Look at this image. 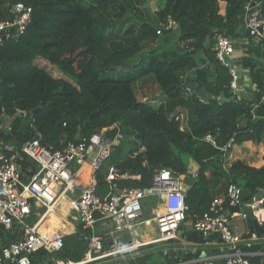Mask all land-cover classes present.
<instances>
[{"label": "trees", "instance_id": "trees-1", "mask_svg": "<svg viewBox=\"0 0 264 264\" xmlns=\"http://www.w3.org/2000/svg\"><path fill=\"white\" fill-rule=\"evenodd\" d=\"M121 1L0 0V20L12 18L10 9L15 3H23L32 11L23 33L0 45V124L4 116L10 126L4 144L22 145L38 134L42 145L61 150L68 142L95 131L105 129L108 137L119 131L123 139L97 172L100 196L109 189L104 173L110 165L140 175L139 179L117 181L113 187L146 188L159 169H168L175 177L189 175V158L198 166L195 181L185 192L186 219L193 222L208 210L215 197L226 193L230 184L239 183L242 190L257 193L264 187V166L254 168L238 161L225 169L220 151L204 140L210 134L217 147L231 138L234 145L264 142V66L251 59L243 62L255 85L251 101L234 97L216 107L221 93L226 99L233 95L229 68L216 60L212 50L214 36L239 37L235 25L252 0H163L153 15L155 23L160 33H166L171 19L176 24V42L183 47L170 59L164 53L152 52L132 69L141 68L157 85L161 91L158 107L137 99L136 73L130 77L104 75L139 55L144 40L159 37L158 30L139 21L137 15L133 19L139 25L140 37L132 44V39L110 43L109 35L99 30L97 23L108 11L121 6ZM259 4L264 16V0ZM201 51L214 75L198 70L196 56ZM190 70L195 75L192 82L204 86L211 95L207 103L189 94L191 80L186 72ZM141 148L140 155L132 158V153ZM18 163L26 178L35 172L28 157L22 155ZM64 203L62 199L60 205ZM149 226L156 229L149 222L137 226L135 232ZM89 235L78 226L75 233L63 238L62 250L54 254L37 252L31 256V264H44L50 255L57 263L80 262ZM192 254L190 251L183 260H191Z\"/></svg>", "mask_w": 264, "mask_h": 264}, {"label": "built area", "instance_id": "built-area-1", "mask_svg": "<svg viewBox=\"0 0 264 264\" xmlns=\"http://www.w3.org/2000/svg\"><path fill=\"white\" fill-rule=\"evenodd\" d=\"M31 12V8L23 3H15L11 7L12 18L0 20V45L5 39L18 37L23 33L30 21ZM244 18V26L249 30L248 35L263 43L264 48V16L261 14L259 0H252L245 5ZM175 27L176 24L169 19L165 30ZM234 49L233 39L222 34L214 36L212 50L221 65L227 67L225 59L233 54ZM229 73V86L234 91L238 84V74L231 68ZM262 99L264 100V95ZM1 119L3 122L0 124V140L4 132H10L6 118L1 116ZM122 139L119 131L113 137H108L103 129L91 133L88 137L68 142L61 150L42 145L38 134L22 145H0V231L12 232L17 237L10 243L0 242V264H31V256L37 252L54 254L62 250L63 238L45 237L39 222L50 207L52 211L56 208L60 198L65 199L73 192L77 224L82 230L89 231L90 235L83 259L78 263L68 261L61 264H99L111 259L133 257L148 245L177 239L179 226L185 221L188 210L186 191L182 188L179 178L173 176L168 169L154 171L149 187L116 188L112 186L113 183L139 179L140 175H130L110 165L104 173L105 181L109 183L108 192L104 196L98 195L97 172ZM204 140L216 147L222 156L234 145L231 138L225 145L217 147L210 134L206 135ZM142 150L143 148L135 150L132 158L140 155ZM22 155L28 157L37 169L27 176L25 181L22 180V170L18 163ZM44 175H48L59 185L50 196L48 194L52 189L41 192L38 187V181H41V185H46ZM51 181L48 179L49 183ZM242 191L237 185L230 184L226 193L222 197H215L208 210L198 216L192 224L193 230L203 239H208L216 233L223 244L224 254L198 257L181 264H252L251 259L254 257L264 259V253L252 251L255 241L259 238L257 234L247 233V238H243L230 227L231 217L237 214H226V211L239 204ZM253 195L255 196H251L246 206L252 210L253 219L264 232V187ZM149 199H159L165 204V208L161 212L157 211L152 221L143 219V202ZM35 206L44 207L45 212L39 220L28 225L25 220L31 217ZM240 215L246 218L245 214ZM149 222L155 224L158 239L148 243L140 242L135 238V228ZM106 224L111 228H107L103 234H98L96 228ZM122 233L128 234L131 239L120 238ZM262 239L264 242V234Z\"/></svg>", "mask_w": 264, "mask_h": 264}, {"label": "crops", "instance_id": "crops-1", "mask_svg": "<svg viewBox=\"0 0 264 264\" xmlns=\"http://www.w3.org/2000/svg\"><path fill=\"white\" fill-rule=\"evenodd\" d=\"M245 18L244 14L240 16L238 19V22L235 25V29L237 32L240 33L239 37L236 39H233L235 42V49L233 54L228 58L231 62V69L235 70L238 74V84L236 89L234 90L233 97H236L237 99H243L245 101H251L252 98L254 97L255 94V85L252 83L250 75H249V69L243 67V62L245 60L251 59L252 62L256 63L258 66H264V48H263V43H261L259 40L254 39L250 37L246 33V28L244 26ZM194 53V51H193ZM196 62H197V68H200L201 70L204 69L206 72H208V75H214L213 74V67L206 61L205 55L201 51L198 53L196 56ZM186 78L188 80H191V84L195 83L192 82L195 79L194 75V70H190L186 72ZM196 84V83H195ZM197 85V84H196ZM198 90L193 92L191 89L189 94L194 95L195 97H199L200 101H203L204 97L199 96V90L200 86H198ZM205 88V87H204ZM206 90V88H205ZM207 91V90H206ZM161 91L158 90L157 92V105L159 106L161 104V99H160ZM194 97V98H195ZM210 95V99H211ZM226 99V97L224 96ZM157 106V107H158ZM184 116V114H182ZM3 133V132H2ZM5 132L3 133L2 140H0V145L2 147H10L8 145H5L4 142L7 138L5 136ZM2 135V134H1ZM242 162L243 164L254 167V168H260L264 166V142H261L260 144H255L253 142H244L239 145H233L232 149L225 155L223 156V162H224V168L228 169L231 167V165L235 162ZM198 166L195 164L191 159L188 160V173L189 175H183V176H178L180 184L183 186L185 191H187L191 185L195 181V177L197 174ZM208 175V174H207ZM46 180V185L43 186L41 185V181H38V184L40 186L39 190L41 192L49 191L52 189L53 191L50 192L48 195L50 196L54 191L55 187H57V183L51 179L52 181L49 183L48 178L46 175H44V178ZM46 187V188H45ZM75 195V194H74ZM223 195L217 196V197H222ZM251 198V197H250ZM250 198L248 201L245 203L248 204L250 202ZM62 198H60L56 205V207L59 204V207H62L61 204ZM152 202H157V205L159 204V199L157 200H152ZM144 208V207H143ZM157 211L161 212L162 210L159 208ZM52 207H50L48 213L42 217V219L39 222V226L41 229L42 234L45 237L53 238L57 236L59 233H62V230L59 229L57 226L58 223L57 219L55 218L54 213L52 214ZM233 212L231 209H227L226 214H232ZM237 215H233L230 219V227L231 229L238 235L242 236L243 238H247V233H255L251 221L246 217L243 218L241 217L242 212H235ZM151 212H149L148 221H152V218L155 217L156 214L150 215ZM243 214V213H242ZM55 219L56 222L53 221L51 223V220ZM49 222L53 225H49ZM60 226L61 227H66L60 221ZM193 220L191 218L186 219L181 225L179 226L178 229V237L175 240H171L168 242H157L151 245H148L146 247H150L147 252L143 253L145 260L149 261L148 264H181L183 262H187L189 260H183V257L186 256L190 251L193 253L192 254V259H195V255L197 252L200 251L199 257L203 256H219L224 254L223 253V244L220 242L218 237H212L208 239H203L202 237L199 236V241L197 243L191 242L188 238V234L191 232H194L193 227ZM78 227V224H77ZM77 227H73L69 229V235H72V233H75L77 230ZM107 228H111L109 224L106 225H100L96 228V232L98 234H103L104 231ZM50 231V235L48 236L46 234V231ZM256 234V233H255ZM158 232L157 230L152 227H145L144 229H138L135 232V238L137 240L143 241V239H148V242H151L155 240L156 238L158 239ZM122 239H131L130 236L126 233H122L119 236ZM258 240L255 241L254 245H258L260 249H252L254 252H260L264 253V242L262 239L261 235H258ZM14 238H17L12 232H6V231H0V242L3 244L10 243L11 241L14 240ZM142 249H145L142 248ZM141 249V250H142ZM140 255V251L135 254L133 257H127V258H117V259H111L110 261H106L108 263L112 264H119L120 262H124V264H128L129 261H133V258L136 256ZM252 259H255L254 263L252 264H264L263 259L261 257H254ZM51 260V261H50ZM151 260V261H150ZM60 264L62 261H59V263L54 261V256L50 255L48 257V260L44 261V264ZM54 261V262H53ZM102 262V263H106ZM253 262V261H252ZM78 263V262H77ZM99 263V264H102ZM143 264H146L145 262ZM189 264V263H187Z\"/></svg>", "mask_w": 264, "mask_h": 264}, {"label": "rangeland", "instance_id": "rangeland-1", "mask_svg": "<svg viewBox=\"0 0 264 264\" xmlns=\"http://www.w3.org/2000/svg\"><path fill=\"white\" fill-rule=\"evenodd\" d=\"M135 0H122L121 6L113 9L112 11H108V13L104 14L102 20L97 23V28L102 30L106 35H109L110 43H118L127 41L128 39H132L131 44L137 40L140 36L139 33V25L134 22L133 17H139V21H143L155 27L156 31L159 32V27L155 23L154 13L160 8L163 4V0H139V3H135ZM132 8L133 11L129 9ZM155 23V24H154ZM175 28L171 31L167 30L165 33L159 32V37L156 40H144L142 42V49L139 55H137L131 61L122 65V68L117 69L114 73H106L104 75L112 76V77H122V76H132V73H136V79L134 81V90L136 93V97L139 101L149 102L154 107H157V92L158 87L152 81V79L142 73L141 68L139 70L132 71L133 67H137L139 63L143 61V58H147L150 54L161 52L166 54V58L170 59L171 54L174 51H177L183 44H179L176 42V36L174 34ZM100 64H97L96 68L100 71ZM184 117V116H183ZM189 160V158H188ZM34 166V165H33ZM35 171L37 170L34 166ZM48 179H52L48 175H46ZM22 180H26V176L24 172L21 173ZM58 185V184H57ZM236 185V184H235ZM238 187L241 186L237 183ZM59 186V185H58ZM69 194L65 197L64 204L62 207L58 206L52 211L55 215V218L60 221L66 227L57 226L62 230V233H59L57 236L65 238L69 235V229L73 227H77V216L76 211L73 207V201L75 199V195ZM143 208V219L147 220L150 215H154L157 212V209L163 210L165 208L164 202H152V200H145ZM45 212V208L42 206H35L32 209V215L28 219L25 220V223L28 225H32L34 222L39 220ZM52 213V214H53ZM56 222L55 219L51 220V223ZM49 222V225L53 226ZM57 223V222H56ZM50 231H46V234L49 236ZM73 234V233H72ZM51 236V235H50ZM150 247H145V249L140 250V255L133 258V261H129L128 264H146L149 261L145 260L144 254L148 251ZM51 261V260H50ZM151 261V260H150ZM54 262V261H53ZM50 263V262H49ZM102 264H107L102 263ZM112 264V263H108ZM119 264H124V262H120Z\"/></svg>", "mask_w": 264, "mask_h": 264}, {"label": "water", "instance_id": "water-1", "mask_svg": "<svg viewBox=\"0 0 264 264\" xmlns=\"http://www.w3.org/2000/svg\"><path fill=\"white\" fill-rule=\"evenodd\" d=\"M246 33L248 34L249 33V30L248 29H246ZM225 62H226V65H227V67L228 68H231V62H230V60L227 58V59H225ZM199 71L201 70V69H198ZM189 89L191 90H193V92L195 91H197L198 90V87H197V85L195 84V83H190L189 84ZM231 94L233 95V93H234V91L231 89ZM199 96H203L204 97V99H203V102H205V103H207L209 100H210V94L205 90V88H204V86H202L201 88H200V90H199ZM195 100H199V97H195L194 98ZM234 100V97L232 96V97H230L229 99H225L224 98V94L223 93H221L220 95H219V98H218V103H217V105H216V107L218 108L221 104H223V103H225V102H227V101H233ZM24 114L23 113H21V116H23ZM1 135V134H0ZM8 138V137H7ZM6 138V139H7ZM251 196H255V195H253L252 194V192L251 191H249V190H243L242 192H241V194H240V197H239V204L238 205H236L235 207H233L232 209H231V211L232 212H242L243 214H245L246 215V217L251 221V223H252V226H253V229H254V231H255V233L257 234V235H263L264 234V232H263V229L257 224V222L255 221V219H253V216H252V210L249 208V207H247L246 205H245V203L248 201V199L251 197ZM188 239L191 241V242H193V243H197L198 241H199V233H197V232H191V233H189L188 234ZM212 237H218V235L215 233V234H212L211 236H210V238H212ZM219 239V238H218ZM220 240V239H219ZM252 249H256V250H258V249H260V247L258 246V245H253V247H252ZM199 255H200V251L199 252H197V254L195 255V257L196 258H198L199 257ZM263 263H264V259H263Z\"/></svg>", "mask_w": 264, "mask_h": 264}, {"label": "bare ground", "instance_id": "bare-ground-1", "mask_svg": "<svg viewBox=\"0 0 264 264\" xmlns=\"http://www.w3.org/2000/svg\"><path fill=\"white\" fill-rule=\"evenodd\" d=\"M138 226H139V225H138ZM139 241H140V242H144V243H148L149 240H148V241H141V240H139ZM60 264H61V263H60Z\"/></svg>", "mask_w": 264, "mask_h": 264}]
</instances>
